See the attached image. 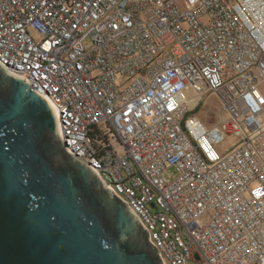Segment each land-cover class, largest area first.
<instances>
[{"label": "built area", "instance_id": "obj_1", "mask_svg": "<svg viewBox=\"0 0 264 264\" xmlns=\"http://www.w3.org/2000/svg\"><path fill=\"white\" fill-rule=\"evenodd\" d=\"M0 64L165 264H264V0H0Z\"/></svg>", "mask_w": 264, "mask_h": 264}, {"label": "water", "instance_id": "obj_2", "mask_svg": "<svg viewBox=\"0 0 264 264\" xmlns=\"http://www.w3.org/2000/svg\"><path fill=\"white\" fill-rule=\"evenodd\" d=\"M0 264H165L128 204L67 150L49 103L1 64Z\"/></svg>", "mask_w": 264, "mask_h": 264}, {"label": "rangeland", "instance_id": "obj_3", "mask_svg": "<svg viewBox=\"0 0 264 264\" xmlns=\"http://www.w3.org/2000/svg\"><path fill=\"white\" fill-rule=\"evenodd\" d=\"M32 36L36 41H42V36L36 31H32ZM218 100L215 97H210L206 104H203L199 109H197L193 114L197 115L200 118L206 119L207 116L215 118L218 108ZM234 139L232 137L227 138V140L222 144V146L230 147ZM218 151L220 148L217 147ZM221 153V152H220ZM179 172L175 167L168 169L164 175L169 180H174L178 176Z\"/></svg>", "mask_w": 264, "mask_h": 264}, {"label": "bare ground", "instance_id": "obj_4", "mask_svg": "<svg viewBox=\"0 0 264 264\" xmlns=\"http://www.w3.org/2000/svg\"><path fill=\"white\" fill-rule=\"evenodd\" d=\"M261 111H262V114H264V104H261Z\"/></svg>", "mask_w": 264, "mask_h": 264}]
</instances>
